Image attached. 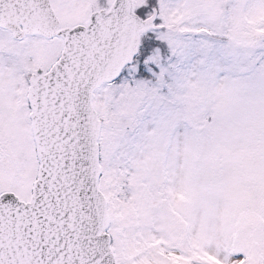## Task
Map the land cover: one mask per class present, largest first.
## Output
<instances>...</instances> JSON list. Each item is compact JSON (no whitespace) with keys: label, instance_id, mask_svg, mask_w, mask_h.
I'll return each mask as SVG.
<instances>
[{"label":"snow or ice","instance_id":"6c2138e0","mask_svg":"<svg viewBox=\"0 0 264 264\" xmlns=\"http://www.w3.org/2000/svg\"><path fill=\"white\" fill-rule=\"evenodd\" d=\"M0 264H264V0H0Z\"/></svg>","mask_w":264,"mask_h":264}]
</instances>
